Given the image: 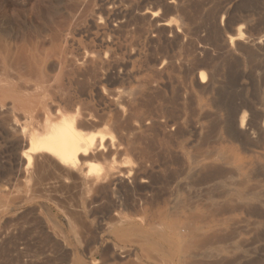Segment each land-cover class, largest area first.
Masks as SVG:
<instances>
[{"label": "rangeland", "instance_id": "rangeland-1", "mask_svg": "<svg viewBox=\"0 0 264 264\" xmlns=\"http://www.w3.org/2000/svg\"><path fill=\"white\" fill-rule=\"evenodd\" d=\"M166 1L170 2L173 0H161V1L159 0H153V1L152 0H0V107H2L0 108V111L5 110V113H9L11 111L9 114H5V116L8 117L11 116L16 120L20 119V121L23 122L24 125L32 128L33 130L42 131L46 126L47 117L49 115L51 117L57 116L55 115L56 109H54L55 108L54 106L58 105V100L65 97L66 98L70 97L73 99L77 98V100L80 99L82 105L86 109L93 110L92 111L93 114H95L96 116H100L101 118L104 119L105 121L104 126L100 128V130L104 131V133L107 134V137H109L110 139L113 138L114 141H116V143L121 142L123 146H129V147L131 146L132 148H139L143 150L139 154L129 152L125 158L128 160L130 165L135 167L144 166V168L146 169L145 172H143L144 178L141 179V181L140 180L138 182L132 181L126 184L120 181H115L108 187L109 189H106L100 194H98L97 197L99 196L98 197L99 203L96 202V204L98 205L97 206L95 205L98 209L94 207L93 204L92 205L93 212L86 215H81L82 221L81 219H77L80 218L81 216L78 217L76 216L74 218L71 217V221H70L69 219L70 217L68 216L69 217L68 218L67 216L62 215V213L59 212V208L55 204H51L53 210L55 209L54 214L47 215L44 212L43 213L32 212L33 211L32 208H34L33 205L25 206L26 204L23 203L19 204V203L9 202L8 205L11 207L12 214H9L8 216L5 217L1 216L2 219L0 218V226H1L0 227V264H31V263L32 264H41V263L42 264H75V263L76 264H87V263L88 264H97V263L98 264H129V263L134 264L135 262L136 263L139 262L138 264H161L163 262H164L163 264H174V263L198 264V262L199 264L200 263L217 264L218 262L222 264H264V172L262 171L264 170L263 168L264 143H262L264 142V136H262L260 139L256 138L258 140L257 142L255 141L257 143L256 144L254 141H250L247 138H242L241 136L243 135H240V132H238L239 131L238 126L243 115H246L247 119L249 121H252L253 123L252 133H256L257 129L264 128V40H263L264 39V0H174V4H173L174 6L169 5L168 4L169 2L166 3ZM164 3L167 5V7ZM154 4L156 6L159 5V7L158 6L156 7ZM160 4L161 6L163 5L165 6L162 8L160 7ZM145 14H147V16ZM114 15L116 16V18ZM153 15H156V18H154ZM158 16L161 19L158 18ZM121 18L123 19V21H121L122 20ZM162 18L164 21H162ZM158 19L161 21H159ZM95 21L97 23H95ZM163 24H168L170 26V29L163 26ZM156 30L159 31L160 33H157ZM172 30L175 31L176 33H174ZM165 31L168 32L167 35ZM242 34H243L242 38L244 39V41H236L235 39L238 37V35H242ZM153 37L154 38L156 37L157 41L156 38L154 39ZM187 39L189 40L188 43H191L193 46L191 44L186 43ZM176 40H178L179 43ZM244 42H247V45H245L246 43ZM257 42H263V44L256 46ZM126 46L129 48H127ZM203 47L205 49L202 52L200 51V49H203ZM205 50H207L208 52ZM86 56H92V61H90L88 57L86 58ZM200 56L201 58H199ZM120 58H122V60ZM191 60L193 61L191 62ZM117 63L118 65H115ZM197 63L198 66H194L197 65ZM214 66H216V68ZM113 67L115 68V70L113 69ZM82 70L88 72H92V70L94 71L92 72L93 73L92 78L94 77L93 78L94 80L99 78L98 80L94 81L92 78H88L87 80L86 79L84 80H86L87 82H91L92 80L93 83H99L98 84L100 88L98 89V92L100 91L99 93H97L95 88H93L92 93L89 94V96L86 98L85 97L83 98L81 96L79 97V95L76 93L77 90H76L75 82H77L80 79L76 80L74 74L77 71H82ZM200 73H204L206 74V76L207 74H209L207 76V83L205 85H201V89L198 88L200 84L197 82ZM212 77L213 80L210 79ZM223 77L224 79H222ZM216 78L217 79L220 78L222 83L219 82L220 80H217ZM140 80L142 81L139 82ZM146 83H149L150 85L149 84L146 85ZM153 83L156 85H153ZM166 84L168 85L167 87ZM179 87L181 88V90ZM152 89L156 92H154ZM123 90L128 92L134 90L133 92L136 93V98L138 97L137 100H135L136 104H134L133 106V108L134 107L135 108L132 109L131 112L126 108V117L123 120L125 122L128 120L127 123H125L122 119L119 118L117 109L111 108L110 106L102 102L103 98L109 99L111 97V94H113L115 91H123ZM174 91L175 93L173 95L175 98L172 95ZM167 93L170 94L168 95ZM192 93L193 96H191ZM154 94L155 97H153ZM181 95L183 97H179ZM144 96L145 98H143ZM176 97L178 98L176 99ZM147 98L148 100H146ZM191 98H194L195 100ZM152 99L153 101H150ZM187 99H189L191 102H187L188 101ZM170 100H172L173 102ZM167 101H168L167 105L171 104L170 106L168 105V107L165 103ZM145 102H147L148 105ZM139 103L141 106L139 105ZM151 103L153 107L150 106ZM164 105H166L165 108ZM199 105H201V107H199ZM240 105L241 107H239ZM121 106L123 107V105ZM145 106H147L148 108ZM166 107L167 108L170 107L169 110L171 113H173L172 115H170L171 114L170 112H167L169 110H166L167 109ZM152 108L153 110L155 108L157 111L156 110L153 111ZM236 108L239 109L237 110ZM185 109L188 111H185ZM227 109L229 112L227 111ZM161 110L164 111L166 110L165 112L168 114V116L165 112L163 113ZM171 110H173L174 112H172ZM189 110L192 111L190 112ZM205 110L207 112H205ZM128 112L130 113L129 114L130 117L127 115ZM135 112L136 114H133ZM186 112H188V114ZM250 112L254 114H251ZM147 114H149L148 116L149 118L147 117ZM164 114H166V116ZM174 114H176L175 117L179 118L178 120L177 118L174 117ZM45 115H47V117ZM135 115L138 117H136ZM140 115L142 116L140 117ZM194 115L195 117H193ZM170 116L173 117L172 119L169 120ZM228 116L230 118H228ZM5 118H6L5 120H7V117ZM119 119L121 120V122L123 121L124 123H120ZM185 119L186 120L188 119L189 122L187 121V123L189 125L191 123V126H188ZM193 119L196 120L194 121ZM32 120L35 122L33 123ZM129 120L131 123L129 122ZM172 120H174V122ZM158 122L160 124L162 122H165L166 125H163V127L167 126L166 130H160V129H164L163 127L161 128L162 124L164 123H162L160 126L158 125ZM195 122L196 124L194 125ZM2 123L3 122L0 120V144H1L0 175L1 173L8 174L10 171H14L16 169L14 163V157L17 153L19 154L20 152L17 146H15L16 144L15 142H13V140L11 139L5 140V138L3 137L1 133V130L3 129ZM154 123L157 124L155 125L156 127L153 126ZM36 124L39 125V128H36L37 127ZM173 124L174 125L176 124L177 125L176 128L178 127L177 129L179 130L181 129L180 130L181 132H179V130L178 132H175L176 128ZM181 124L183 128L180 126ZM126 126L127 127L131 126V128L132 127L133 128L131 130L130 127H128V130H126L127 128ZM149 126L150 129L148 128ZM151 127L153 129H151ZM171 127H173L172 130L170 129ZM104 128L106 129L104 130ZM233 128H235L234 129L235 131L233 130ZM157 129L160 131V133ZM173 130L174 132H172ZM194 131L195 133H193ZM94 133L96 132L94 131ZM135 133L138 134L135 135ZM163 133L164 135L167 133L166 134L167 136L165 135L164 137ZM206 133H208L207 134V136L209 135L208 137H205ZM232 133H235L236 135H233ZM138 135L140 136L137 137ZM183 135L185 136V138H183L184 137ZM175 137L178 140H176ZM133 138L136 139L134 140ZM165 138L167 139V142ZM168 138H170V140ZM216 138L218 139L220 138V139L218 140ZM162 139L165 141H163ZM184 139L185 140L188 139L186 140L187 142ZM215 139L218 141H216ZM142 140L145 141L146 145L143 143ZM171 140L172 142H170ZM2 141L4 143H2ZM131 141L134 144L131 143ZM140 142H142L141 143L142 145H140ZM152 142L155 143L158 142L159 144L156 143L157 145H155ZM213 143H215V145ZM154 145L155 147H153ZM199 145L201 149L200 148L198 149ZM156 146L159 147L162 146L163 148L161 147L160 150H157L155 149ZM181 146L182 147L185 146V147L182 148ZM143 147L144 149H142ZM171 148H173L174 150L173 149L171 150ZM194 148L197 150L194 151ZM210 148H212V150ZM147 149H150L148 155L146 154L148 152ZM144 150H146L147 152ZM167 150L171 153H169ZM190 150H192L191 151L192 153L190 152ZM166 151L168 153H166ZM202 151H204L205 153ZM210 151L212 153L217 152L227 156L230 159L231 164L226 165L223 161L220 160L212 161L213 163H211V161H208V163L210 162L211 166L214 168H211V166H209L207 168L209 171H207V169H202L203 171H200L202 165L204 163H207V161L203 162V159L205 158L204 156L210 154L211 153ZM184 153L186 157L184 156ZM196 153L197 154L202 153V154L197 155ZM161 154L166 156L168 155V157L166 156L162 157ZM192 154L195 155L194 156L195 158L198 157L200 161L195 162ZM157 155H159L158 156L159 159L157 158ZM138 156H140L141 158ZM175 156H177L178 159ZM181 156L183 160H181L182 159ZM201 157L203 158L201 159ZM168 158L170 159V162L167 161ZM171 160L173 162H171ZM244 160L246 162H244ZM179 161L181 162L180 165H179ZM137 162L141 163V165L140 164L136 165L135 163ZM173 163H177V165L176 164L174 165ZM240 163L246 165L245 168H243V170H240L242 168H239ZM105 164L106 162H102V161L99 162V160H95V159L92 160V165L95 168V171L93 172L94 175H98L99 173L102 174L105 170V166H106ZM95 165H97L98 168ZM160 165L163 167L166 166L167 168L165 167L163 169V167H161ZM181 165L182 166L185 165L186 169L184 167H181ZM235 165H237L238 167ZM153 166L155 169H153ZM249 166H251V169ZM210 168L214 171L215 176L214 175L211 176ZM156 169L161 171H157ZM216 169H220V171L219 170L216 171ZM221 169H223L222 172L224 171L223 172L224 174L220 173ZM230 169L233 170L230 171ZM178 170L180 171L182 170V171L180 172ZM154 172L155 174H153ZM226 172L229 174V176ZM252 172L254 173L252 174ZM156 173L158 174L156 175ZM234 173L235 174L239 173V174L237 176ZM245 173H247L246 174L247 176L245 175ZM203 174L205 176L208 174L207 175L208 177H204ZM161 176L163 177L162 179ZM216 176H218V178ZM219 176L221 177L219 178ZM147 177L150 178L146 179ZM210 177L212 180H210ZM187 179L190 181H188ZM145 180L146 181L148 180L147 183H142V181ZM237 181L238 183L242 182L243 186L242 183L241 185H235ZM139 186H141V188ZM247 187L251 188L252 190L250 189L251 191H249ZM125 188L127 189V192H125L126 190ZM110 189H112V191H110ZM119 190L120 192H124V193L121 194ZM5 192H6V186H4V184L0 180V194H3ZM162 192L164 193V195L162 194ZM233 193L236 195V197ZM238 193H240L242 196ZM252 193L256 195L253 196ZM158 194H161V196ZM112 196H114V198ZM237 196L239 198H237ZM151 197L153 199H151ZM154 197L158 199H155ZM101 198L103 202H101ZM243 198H245L246 200ZM136 199L137 201H135ZM138 199L140 202L138 201ZM127 200L129 201L128 206H125V201ZM180 200L182 202H180ZM105 201L107 205L105 204ZM114 201L120 202V204L118 205L119 207L118 206L114 207V204H112V202ZM178 201L181 204L180 206H178L179 205ZM212 201H216V202L214 203ZM220 201L222 202L220 203ZM223 201L225 202L228 201V202L225 203ZM150 202H152L153 204H151ZM235 202L237 205L235 204ZM217 203H220L222 205ZM173 204L175 206H173ZM196 204L197 205L199 204V207ZM101 205L103 206L101 207ZM158 206L160 207V209L158 208ZM185 206L186 208H184ZM190 206L193 207L191 208ZM228 206L231 208H229ZM100 207L102 209H99ZM133 207L134 209H132ZM224 207L227 209H225ZM108 210L120 211L125 214H129L135 210L138 212L141 211L140 216L146 217L149 226L157 229L158 234L157 233L152 234L150 240L145 241V240H141V238L135 236L132 233L130 235L121 230L118 231L117 229H112L111 228L112 216L111 214H109ZM225 210L227 212H225ZM40 213L48 217H45ZM24 214L26 217L24 216ZM164 214L166 215L165 218H164ZM178 214L181 215L179 216ZM195 214H197L198 216L196 215L197 216L196 217ZM207 214L209 215V217ZM190 216H192V218ZM202 216L205 217L203 218L204 221L203 219H200L202 218ZM109 217L111 218L109 219ZM231 219L235 221L233 220L231 221ZM19 220H21V222L17 223L16 221ZM22 220H24L23 221L24 223L22 222ZM73 221L76 222L74 223ZM100 221H102L103 223ZM173 221H175L176 223ZM37 222H39V224ZM49 223L51 224L53 223V225L55 226ZM182 223L186 225H181ZM10 224L11 225L13 224L15 226L14 227H12L13 225L9 226ZM48 224L49 226H47ZM187 224H189L188 229H187ZM192 224L194 225L193 226L194 228L191 226ZM5 225L6 226L8 225L9 227H5ZM27 225H29V227ZM58 226L59 228L60 227L61 228L58 229ZM70 226L72 228H70ZM87 226L91 228L89 229ZM4 227L6 228V230L4 229ZM10 227L12 229L9 231ZM195 227H197V229H195ZM221 227L224 229H222ZM19 228H20V232H18ZM172 228H174L175 230ZM13 229H14V231L12 232L13 234L11 233L9 234V232H11ZM21 229L23 230L21 231ZM40 229L43 230L41 231ZM56 229L60 231L56 232L57 231ZM93 229L95 231L97 230L98 233L93 231ZM208 229H210V231ZM46 230L47 232H45ZM158 230L160 233L158 232ZM197 230L199 231L197 232ZM84 231H85V236H84ZM175 232L178 234H176ZM181 232H183L182 233L183 237L182 235H180ZM230 232L231 234H228ZM44 233H46L47 235ZM81 234H83V236H81ZM233 234L237 235L238 237L235 235H234L235 237H233ZM162 235L166 236L165 238L167 239L170 237L171 238L168 239L167 241L161 238ZM74 236H76V238H73ZM207 236H209V238H207ZM227 237L232 240H229ZM242 238H244L243 240H245L246 238L249 241L247 240L241 241L242 242L241 243L239 240H242ZM133 239H135L136 241H134ZM73 240L75 243L73 242ZM79 240L82 242V244ZM218 240L219 243H217ZM124 241H126V243ZM58 242L59 244H57ZM234 243L237 244V246L234 245ZM48 244L49 245L53 244L54 248L51 247V245L49 246ZM73 244H75V246H73ZM129 246L131 247V249ZM229 246L232 248H230ZM46 247L47 249L45 250ZM135 247L137 248V250ZM214 247H216L217 249ZM70 249L72 253L71 251H69ZM52 250L53 253L51 252ZM230 250L234 254L231 253ZM174 253L176 256L174 255ZM209 254L211 255V258ZM159 256L160 259H162V261L160 259H157ZM131 257L133 258L131 259ZM136 258H138L139 260H135ZM231 258L233 259V261ZM81 259L83 260L80 261ZM173 259L174 262L172 261ZM186 259L189 261L191 260L192 262L186 261ZM193 259L194 262L195 261L197 262L193 263ZM228 259L230 261H228ZM132 260H134V263L132 262ZM202 260L203 263L201 262Z\"/></svg>", "mask_w": 264, "mask_h": 264}, {"label": "bare ground", "instance_id": "bare-ground-1", "mask_svg": "<svg viewBox=\"0 0 264 264\" xmlns=\"http://www.w3.org/2000/svg\"><path fill=\"white\" fill-rule=\"evenodd\" d=\"M153 1V0H152ZM159 1H161V0H159ZM165 2V1H164ZM169 2V1H168ZM167 1H166V3H168ZM155 3V2H154ZM176 3V2H175ZM148 4V3H147ZM165 4V3H164ZM169 5H172V6H174L173 4H174V0L173 1H170L169 3H168ZM155 5V4H154ZM166 5V4H165ZM165 5H163V6H161V4H160V7H164ZM168 5V6H169ZM113 6H115V5H113ZM156 6V5H155ZM158 7H159V5H157ZM156 6V7H157ZM166 7H167V5H166ZM138 8V7H137ZM174 8V7H173ZM153 9H155V8H153ZM152 9V10H153ZM169 9V8H168ZM140 10V9H139ZM111 11V10H110ZM184 11V10H183ZM142 15V14H141ZM146 16H147V14H145ZM115 16V15H114ZM145 16V17H146ZM154 16V18H156V15H153ZM139 17V16H138ZM113 18V17H112ZM115 18H116V16H115ZM140 18H142V17H140ZM144 18V17H143ZM158 18H160L159 16H158ZM122 19V18H121ZM153 19V18H152ZM161 19V18H160ZM115 20V19H114ZM118 20H119V18H118ZM134 20V19H133ZM155 20V19H154ZM159 20V19H158ZM121 21H123V19L121 20ZM159 21H161V20H159ZM162 21H164L163 20V18H162ZM156 22V21H155ZM180 22V21H179ZM95 23H97L96 21H95ZM120 23V22H119ZM134 23V22H133ZM165 23V22H164ZM120 26H121V24H120ZM163 26H165V27H167V28H169L170 29V26L168 25V24H163ZM162 26V27H163ZM99 27V26H98ZM160 27V26H159ZM149 28V27H148ZM172 28H173V26H172ZM129 30V29H128ZM136 30V29H135ZM175 30V29H174ZM177 30V29H176ZM152 31V30H151ZM155 31V30H154ZM162 31V30H161ZM171 31V30H170ZM173 31V30H172ZM156 32L157 33H160L159 31H157L156 30ZM155 32V33H156ZM166 32V31H165ZM174 33H176L175 31H173ZM173 32H172V34H173ZM182 32V31H181ZM114 33V32H113ZM138 33V32H137ZM154 33V34H155ZM183 33V32H182ZM168 34V32H166V35ZM178 35V34H177ZM196 35H198V34H196ZM242 36H243V34L242 35H238V37L235 39L236 41H244V39L242 38ZM157 37V36H156ZM155 37V38H156ZM177 37V36H176ZM199 37V36H198ZM154 38V37H153ZM154 38V39H155ZM168 38V37H167ZM167 38H165V39H167ZM181 38H182V36H181ZM249 38V37H248ZM104 39V38H103ZM171 39V38H170ZM184 39V38H183ZM160 40V39H159ZM169 40V39H168ZM167 40V41H168ZM178 40H181V39H178ZM178 40H176L178 43H179V41ZM229 40V39H228ZM232 40V39H231ZM231 40H230V42H231ZM250 40V39H249ZM248 40V41H249ZM264 40V39H263ZM152 41V40H151ZM156 41H157V38H156ZM166 41V40H165ZM173 41V40H172ZM188 39H187V41H186V43L187 44H191V43H188ZM217 41V40H216ZM227 41V40H226ZM245 41H247V40H245ZM183 42H184V40H183ZM223 42V41H222ZM244 43H246L245 45H247V42H244ZM135 44V43H134ZM195 44V43H194ZM227 44H228V42H227ZM234 44H236V43H234ZM254 44V43H253ZM261 44H263V42H257L256 43V46L257 45H261ZM171 45V44H170ZM192 45V44H191ZM196 45V44H195ZM223 45V44H222ZM225 45V44H224ZM128 46V45H127ZM126 46V47H127ZM183 46V45H182ZM188 46V45H187ZM193 46V45H192ZM238 46H239V44H238ZM173 47V46H172ZM189 47V46H188ZM195 47V46H194ZM230 47V46H229ZM236 47V46H235ZM262 47V46H261ZM127 48H129V47H127ZM238 48V47H237ZM151 49V48H150ZM204 47H203V49H200V51H204ZM228 49H231V48H228ZM239 49H240V47H239ZM86 51V50H85ZM149 51V50H148ZM205 51H207V50H205ZM229 51V50H228ZM234 51V50H233ZM237 51V50H236ZM87 52V51H86ZM163 52V51H162ZM208 52V51H207ZM222 52H223V50H222ZM134 54V53H133ZM165 54V53H164ZM203 54V53H202ZM153 55V54H152ZM160 55V54H159ZM162 55V54H161ZM226 55V54H225ZM252 55V54H251ZM132 56V55H131ZM245 56V55H244ZM89 58L90 59V61H92V56H86V58ZM232 57V56H231ZM250 57V56H249ZM129 58V57H128ZM162 58V57H161ZM167 58H169V57H167ZM199 58H201V56L199 57ZM223 58V57H222ZM83 59V58H82ZM121 60H122V58H120ZM183 59V58H182ZM252 59V58H251ZM124 60V59H123ZM196 60V59H195ZM236 60V59H235ZM193 60H191V62H192ZM246 61H249V60H246ZM89 62V61H88ZM116 62V61H115ZM127 62V61H126ZM126 62H124V63H126ZM185 62V61H184ZM80 63H83V62H80ZM103 63V62H102ZM128 63V62H127ZM203 63V62H202ZM227 63V62H226ZM88 64V63H87ZM98 64V63H97ZM123 64V63H122ZM190 64V63H189ZM200 64V63H199ZM115 65H118V63L117 64H115ZM115 65H113V66H115ZM183 65H184V63H183ZM191 65H193V64H191ZM89 66V65H88ZM97 66V65H96ZM177 66V65H176ZM194 66H198V63H197V65H194ZM86 67V66H85ZM84 67V68H85ZM91 67V66H90ZM89 67V68H90ZM98 67V66H97ZM126 67V66H125ZM193 67V66H192ZM215 68H216V66H214ZM213 67V68H214ZM117 68V67H116ZM177 68V67H176ZM198 68V67H197ZM211 68H212V66H211ZM71 69V68H70ZM87 69V68H86ZM113 69L115 70V68L113 67ZM194 69H196V68H194ZM204 69V68H203ZM207 69V68H206ZM220 69V68H219ZM192 70V69H191ZM214 70V69H213ZM91 71V70H90ZM118 71V70H117ZM127 71V70H126ZM130 71V70H129ZM157 71V70H156ZM171 71V70H170ZM221 71V70H220ZM220 71H219V73H220ZM92 72H94L93 70H92ZM92 72H88V71H77L75 74H74V72H73V74H74V77L76 78V80H78V79H80V80H78L77 82H75L74 80V82H75V86H76V90H77V94L79 95V97L81 96V97H88L89 96V94H91L92 93V90H93V88H95L96 89V91H97V93H99L98 92V89H100L99 88V83H93L92 82V80H91V82H87L86 80L88 79V78H92ZM96 72H97V70H96ZM213 72V71H212ZM212 72H211V74H212ZM217 72V71H216ZM215 72V73H216ZM224 72V71H223ZM102 73V72H101ZM123 73V72H122ZM121 73V74H122ZM157 73V72H156ZM68 74V73H67ZM95 74V73H94ZM105 74V73H104ZM107 74H110V73H107ZM120 74V75H121ZM126 74V73H125ZM158 74V73H157ZM210 74V75H211ZM224 74V73H223ZM129 75V74H128ZM127 75V76H128ZM131 75V74H130ZM167 75V74H166ZM209 74H207V76H208ZM221 75V74H220ZM65 76H67V75H65ZM69 76V75H68ZM73 76V75H72ZM102 76V75H101ZM110 76V75H109ZM122 76V75H121ZM164 76V75H163ZM207 76H206V74H204V73H200L199 74V77H198V79H197V82L200 84L199 86H198V88H200L201 89V85H205L206 83H207ZM239 76V75H238ZM70 77H71V74H70ZM69 77V78H70ZM106 77V76H105ZM112 77V76H111ZM241 77V76H240ZM94 78V77H93ZM92 78V79H93ZM108 78H110V77H108ZM120 78V77H119ZM165 78V77H164ZM209 78V77H208ZM84 79H86V80H84ZM99 79V78H98ZM98 79H93L94 81H96V80H98ZM121 79V78H120ZM156 79V78H155ZM162 79H163V77H162ZM210 79H212L213 80V77L212 78H210ZM217 79V78H216ZM222 79H224V77L222 78ZM70 80H72V79H70ZM69 80V81H70ZM147 80V79H146ZM148 80H150V79H148ZM217 80H220V78L219 79H217ZM83 81H86V82H83ZM112 81V80H111ZM119 81V80H118ZM122 81H124V80H122ZM142 80H140L139 82H141ZM152 81V80H151ZM158 81H159V79H158ZM72 82V81H71ZM146 82H148V81H146ZM172 82V81H171ZM219 82H221L222 83V81L220 80ZM160 83V82H159ZM158 83V84H159ZM169 83V82H168ZM167 83V84H168ZM245 83V82H244ZM101 84V83H100ZM115 84V83H114ZM121 84V83H120ZM140 84V83H139ZM143 84V83H142ZM147 84H149V83H146V85ZM161 84V83H160ZM159 84V85H160ZM166 84V87L168 86ZM195 84V83H194ZM227 84V83H226ZM138 85V84H137ZM150 85V84H149ZM153 85H156V84H154L153 83ZM223 85V84H222ZM125 86V85H124ZM133 86V85H132ZM140 86V85H139ZM172 86V85H171ZM179 86V85H178ZM221 86V85H220ZM100 87H102V86H100ZM126 87H128V86H126ZM142 87H144V86H142ZM175 87V86H174ZM204 87V86H203ZM240 87V86H239ZM124 88V87H123ZM161 88V87H160ZM165 88V87H164ZM169 88V87H168ZM180 88V87H179ZM187 88V87H186ZM209 88V87H208ZM118 89V88H117ZM122 89V88H121ZM163 89V88H162ZM171 89H173V88H171ZM190 89V88H189ZM59 90V89H58ZM74 90V89H73ZM125 90V89H124ZM115 91L113 94H111V97L109 98V99H102V102L103 103H105V104H107L108 106H110L111 108H114V109H117V111H118V116H119V118L120 119H124L125 117H126V108L131 112V110L132 109H134L133 108V106H134V104H136L135 103V100H137V98H136V93L135 92H133V91H131V92H128V91ZM148 90H149V88H148ZM153 90V89H152ZM180 90H181V88H180ZM193 90V89H192ZM112 91H114V90H112ZM144 91V90H143ZM146 91V90H145ZM154 91V90H153ZM158 91V90H157ZM160 91V90H159ZM165 91H167V90H165ZM173 91V90H172ZM202 91V90H201ZM216 91V90H215ZM218 91V90H217ZM73 92V91H72ZM149 92V91H148ZM154 92H156V91H154ZM153 92V93H154ZM170 92V91H169ZM182 92H183V89H182ZM192 92V91H191ZM62 93V92H61ZM102 93V92H101ZM150 93V92H149ZM175 93V91L172 93V95ZM176 93H177V91H176ZM55 94V93H54ZM110 94V93H109ZM146 94V93H145ZM144 94V95H145ZM158 94V93H157ZM156 94V95H157ZM165 94V93H164ZM168 94V93H167ZM170 94V93H169ZM168 94V95H169ZM63 95V94H62ZM61 95V96H62ZM65 95V94H64ZM104 95V94H103ZM142 95V94H141ZM150 95V94H149ZM159 95V94H158ZM157 95V96H158ZM187 95V94H186ZM188 95H189V93H188ZM57 96V95H56ZM55 96V97H56ZM75 96V95H74ZM73 96V97H74ZM110 96V95H109ZM140 96V95H139ZM146 96H148V95H146ZM152 96V95H151ZM161 96V95H160ZM162 96H163V93H162ZM171 96V95H170ZM191 96H193V93H192V95ZM191 96H189V97H191ZM58 97H59V95H58ZM96 97V96H95ZM153 97H155V94H154V96ZM173 97H174V95H173ZM172 97V98H173ZM179 97H183L182 95L181 96H179ZM99 98H100V96H99ZM142 98V97H141ZM143 98H145V96L143 97ZM142 98V99H143ZM158 98V97H157ZM159 98H161V97H159ZM168 98V97H167ZM171 98V99H172ZM175 98V97H174ZM178 97H176V99H177ZM88 99V98H87ZM87 99H85V100H87ZM95 99V98H94ZM140 99V98H139ZM163 99V98H162ZM191 99H194V98H191ZM200 99V98H199ZM54 100V99H53ZM100 100V99H99ZM146 100H148V98L146 99ZM167 100V99H166ZM165 100V101H166ZM169 100V99H168ZM173 100V99H172ZM172 100H170V101H172ZM188 101L187 102H191L189 99H187ZM195 100V99H194ZM88 101H90V100H88ZM150 101H153V99L152 100H150ZM169 101V102H170ZM179 101H180V99H179ZM198 101V100H197ZM3 102V101H2ZM1 102V103H2ZM98 102V101H97ZM173 102V101H172ZM194 102V101H193ZM192 102V103H193ZM4 103V102H3ZM99 103V102H98ZM147 105H148V103L147 102H145ZM166 103V105H167V103H168V101L167 102H165ZM205 103V102H204ZM203 103V104H204ZM11 104V103H10ZM157 104V103H156ZM174 104V103H173ZM189 104V103H188ZM89 105V104H88ZM121 105H123V107L121 106ZM139 105H140V103H139ZM166 105H164V108H165V106ZM169 105V104H168ZM168 105H167V107H168ZM171 105V104H170ZM169 105V106H170ZM182 105V104H181ZM180 105V106H181ZM193 105V104H192ZM230 105V104H229ZM93 106V105H92ZM100 106H101V104H100ZM141 106V105H140ZM150 106H152L153 107V105H152V103H151V105ZM149 106V107H150ZM50 107V106H49ZM53 107V106H52ZM55 108L54 109H56V114L55 115H57L56 117H51L49 114H47V115H49L48 117H47V115H45L46 117H47V122H46V126H45V128L42 130V131H35V130H33L32 128H30V127H28V126H26V125H24V123L23 122H21L20 121V119H18V120H16L15 118H12L11 116L10 117H8V116H5V114H9V113H5V110H2V111H0V120L3 122L2 123V127H3V129L1 130V133H2V135H3V137L5 138V140H8V139H11V140H13V142H15V146H17V148L19 149V154L17 153L16 155H15V157H14V163H15V170L14 171H10L9 173H8V171H7V173L8 174H3V173H1V175H0V180H1V182L4 184V186H6V192L5 193H3V194H0V218H1V216H8L9 214H12V212H11V207L8 205V203L9 202H11V203H19V204H21V203H23V204H26L25 206H27V205H33L34 206V208H32L33 209V211L32 212H41V213H45V214H47V215H52V214H54V210H53V208H52V205L51 204H55L58 208H59V212L60 213H62V215H65V216H69L68 218L70 219V221H71V217L72 218H74V217H78V216H81V215H86V214H89V213H92L93 211H92V205L94 204V207H96L98 204H96V202H98L99 201V199H98V197H97V195L98 194H100L101 192H103L104 190H106V189H109L108 187L113 183V182H115V181H120V182H122V183H124V184H126V183H130V182H132V181H134V182H138L139 180L141 181V179H143L144 177H143V172H145V168H144V166L143 167H135V166H132V165H130L129 164V162H128V160L125 158L127 155H128V153L129 152H132V153H137V154H139V153H141V151H143V150H141V149H139V148H132L131 146L129 147V146H123V144H121V142L120 143H116V141H114V139L112 138V139H110L109 137H107V134L106 133H104V131H101L100 130V128H102L103 126H104V119L103 118H101L100 116H96L95 114H93L92 113V111L93 110H89V109H86L83 105H82V103H81V101H80V99L79 100H77V98L76 99H73V98H70V97H68V98H62V99H60V100H58V105H55L54 106ZM139 107V106H138ZM145 107H147V106H145ZM155 107V106H154ZM157 107V106H156ZM166 107V108H167ZM174 107V106H173ZM192 107V106H191ZM198 107V106H197ZM199 107H201V105H199ZM239 107H241V105L239 106ZM0 108H2V107H0ZM13 108V107H12ZM103 108V107H102ZM137 108V107H136ZM140 108V107H139ZM148 108V107H147ZM158 108V107H157ZM163 108V109H164ZM188 108V107H187ZM186 108V109H187ZM194 108V107H193ZM192 108V109H193ZM204 108V107H203ZM206 108V107H205ZM16 109V108H15ZM14 109V110H15ZM98 109V108H97ZM170 109V107L169 108H167L166 110H169ZM172 109V108H171ZM185 109V111H188V110H186ZM190 109V108H189ZM237 110L239 109V108H236ZM235 109V110H236ZM152 110H153V108H152ZM154 110H156L155 108H154ZM153 110V111H154ZM165 110V111H166ZM202 110V109H201ZM208 110V109H207ZM223 110H225V109H223ZM49 111V110H48ZM146 111V110H145ZM157 111V110H156ZM163 113L165 112L164 110H161ZM172 112H174L173 110H171ZM190 111V110H189ZM192 111V110H191ZM190 111V112H191ZM196 111V110H195ZM199 111V110H198ZM227 111H228V109H227ZM231 111V110H230ZM253 111V110H252ZM7 112V111H6ZM18 112H20V111H18ZM50 112V111H49ZM115 112V111H114ZM113 112V113H114ZM167 112H170V110L169 111H167ZM178 112V111H177ZM205 112H207L206 110H205ZM226 112V111H225ZM229 112V111H228ZM236 112V111H235ZM249 112V111H248ZM255 112V111H254ZM15 113H16V111H15ZM97 113V112H96ZM116 113V112H115ZM149 113V112H148ZM158 113V112H157ZM166 113V112H165ZM171 113V112H170ZM169 113V114H170ZM187 114H188V112H186ZM208 113H209V111H208ZM239 113H240V111H239ZM251 114H254V113H252V112H250ZM102 114V113H101ZM106 114V113H105ZM108 114V113H107ZM130 113L128 112V116L130 117V115H129ZM133 114H136V112L135 113H133ZM167 114V113H166ZM166 114H164L165 116H166ZM173 113H171L170 115H172ZM194 114V113H193ZM199 114V113H198ZM227 114V113H226ZM229 114V113H228ZM17 115V114H16ZM22 115V114H21ZM52 115H53V113H52ZM54 115V116H55ZM114 115V114H113ZM116 115V114H115ZM156 115V114H155ZM108 116V115H107ZM133 116V115H132ZM136 116V115H135ZM142 115H140V117H141ZM149 116V114H147V117ZM167 116H168V114H167ZM176 116V114H174V117ZM180 116H183V115H180ZM186 116V115H185ZM190 116H192V115H190ZM198 116V115H197ZM207 116V115H206ZM211 116H212V114H211ZM210 116V117H211ZM236 116V115H235ZM250 116H252V115H250ZM5 117H7V120H5L6 118ZM17 117V116H16ZM19 117V116H18ZM27 117V116H26ZM100 117V118H99ZM109 117V116H108ZM136 117H138V116H136ZM153 117V116H152ZM155 117H157V116H155ZM173 117V116H172ZM172 117L170 116V118H169V120L170 119H172ZM193 117H195V115L193 116ZM218 117V116H217ZM249 117V116H248ZM23 118V117H22ZM107 118V117H106ZM118 118V117H117ZM128 118V117H127ZM149 118V117H148ZM159 118V117H158ZM175 118H177V117H175ZM174 118V119H175ZM192 118V117H191ZM228 118H230L229 116H228ZM227 118V119H228ZM46 119V118H45ZM44 119V120H45ZM119 119V120H120ZM140 119V118H139ZM179 118H177V120H178ZM181 119V118H180ZM197 119V118H196ZM195 119V120H196ZM218 119V118H217ZM234 119V118H233ZM261 119H262V117H261ZM43 120V121H44ZM115 120V119H114ZM118 120V121H119ZM146 120H147V118H146ZM152 120V119H151ZM150 120V121H151ZM184 120V119H183ZM186 120V119H185ZM194 120V119H193ZM194 120V121H195ZM251 120H252V118H251ZM5 121H6V123H5ZM33 121V120H32ZM124 121V120H123ZM121 122V120H120V123H124V122ZM128 121V120H127ZM127 121L125 122V123H127ZM157 121V120H156ZM173 122H174V120H172ZM187 121H188V119L186 120V123H187ZM234 121V120H233ZM256 121H257V119H256ZM25 122V121H24ZM28 122V121H27ZM35 121H33V123H34ZM115 122V121H114ZM129 122H130V120H129ZM129 122H128V124H129ZM146 122V121H145ZM153 122V121H152ZM172 122V123H173ZM189 122V121H188ZM193 122V121H192ZM227 122V121H226ZM37 123V122H36ZM131 123V122H130ZM141 123V122H140ZM139 123V124H140ZM156 123V122H155ZM154 123V125L153 126H155V125H157V124H155ZM162 123H164V124H162ZM161 124H162V126H161V124L158 122V125H160L161 126V128L163 127V125H166L165 124V122H162ZM170 123V122H169ZM176 123V122H175ZM179 123H182V122H179ZM257 123V122H256ZM255 123V124H256ZM259 123V122H258ZM39 124V123H38ZM119 124V123H118ZM143 124V123H142ZM171 124V123H170ZM169 124V125H170ZM185 124V123H184ZM188 124V123H187ZM196 124V122L194 123V125ZM207 124V123H206ZM209 124V123H208ZM220 124V123H219ZM37 125V124H36ZM114 125V124H113ZM116 125V124H115ZM174 125V124H173ZM179 125V124H178ZM194 125H193V127H194ZM231 125V124H230ZM238 125V124H237ZM262 125V124H261ZM33 126V125H32ZM120 126H121V124H120ZM119 126V127H120ZM123 126V125H122ZM132 126V125H131ZM131 126H128V127H130V129L132 130V128H131ZM144 126H145V124H144ZM151 126H152V124H151ZM175 126V128H176V124L174 125ZM173 126V127H174ZM181 127H182V124L180 125ZM187 126V125H186ZM188 126H191V123H190V125L188 124ZM197 126V125H196ZM195 126V127H196ZM203 126V125H202ZM228 126V125H227ZM258 126V125H257ZM34 127V126H33ZM41 127V126H40ZM127 127V126H126ZM128 127L126 128V130H128ZM156 127V126H155ZM167 127V126H166ZM166 127L164 126L163 128L164 129H160V130H166ZM173 127H171L170 129L172 130V128ZM229 127V126H228ZM36 128H39V125H37V127ZM121 128V127H120ZM149 129H150V126L148 127ZM158 128V127H157ZM178 128V127H177ZM175 129L176 131L175 132H178V130L179 129ZM183 128V127H182ZM188 128V127H187ZM207 128V127H206ZM213 128V127H212ZM42 129V128H41ZM106 128H104V130H105ZM115 129H116V127H115ZM123 129V128H122ZM145 129V128H144ZM147 129V128H146ZM148 129V130H149ZM151 129H153L152 127H151ZM155 129V128H154ZM159 129V128H158ZM157 129V130H158ZM168 129V128H167ZM169 129V130H170ZM186 129V128H185ZM185 129H184V131H185ZM190 129V128H189ZM199 129V128H198ZM204 129H205V127H204ZM235 128H233V130H234ZM238 129H239V131L238 132H240V135H243V136H245V137H243V136H241L242 138H247L248 140H250V141H258L256 138H261L262 136H264V128H261V129H257V132L256 133H252V130H253V123H252V121H249L248 119H247V116L246 115H243L242 116V118H241V120H240V123H239V126H238ZM118 130V129H117ZM126 130H124V131H126ZM147 130V131H148ZM168 130V131H169ZM170 130V131H171ZM181 130V129H180ZM179 130V132H181ZM209 130V129H208ZM229 130V129H228ZM232 130V129H231ZM94 131L96 132V133H94ZM114 131V130H113ZM119 131V130H118ZM153 131V130H152ZM155 131V130H154ZM159 131V130H158ZM169 131V132H170ZM189 131V130H188ZM203 131H205V130H203ZM210 131V130H209ZM235 131V130H234ZM120 132V131H119ZM145 132V131H144ZM164 132V131H163ZM172 132H174V130L172 131ZM208 132V131H207ZM218 132V131H217ZM230 132V131H229ZM228 132V133H229ZM237 132V133H238ZM116 133V132H115ZM139 133V132H138ZM137 133V134H138ZM159 133H160V131H159ZM165 133V132H164ZM164 133H163V135H164ZM193 133H195V131L193 132ZM198 133V132H197ZM196 133V134H197ZM215 133V132H214ZM228 133H227V135H228ZM120 134V133H119ZM134 134V133H133ZM136 133H135V135H137ZM154 134V133H153ZM162 134V133H161ZM167 134V133H166ZM165 134V135H166ZM174 134H176V133H174ZM181 134V133H180ZM183 134H184V132H183ZM207 134L208 133H206V136L205 137H208L207 136ZM233 135H236L235 133H232ZM253 134V135H252ZM109 135H110V133H109ZM121 135V134H120ZM119 135V136H120ZM127 135V134H126ZM158 135V134H157ZM162 135V136H163ZM165 135H164V137H165ZM170 135H171V133H170ZM186 135V134H185ZM140 135H138L137 137H139ZM141 136H142V134H141ZM147 136V135H146ZM152 136H155V135H152ZM151 136V137H152ZM161 136V137H162ZM167 136V135H166ZM169 136V135H168ZM177 136V135H176ZM184 136V135H183ZM197 136V135H196ZM212 136V135H211ZM145 137V136H144ZM214 137V136H213ZM122 138H124V137H122ZM126 138V137H125ZM140 138H142V137H140ZM150 138V137H149ZM171 138V137H170ZM170 138H168L169 140H170ZM173 138V137H172ZM183 138H185V136L183 137ZM230 138H231V136H230ZM134 139V138H133ZM136 139V138H135ZM134 139V140H135ZM156 139V138H155ZM166 139V138H165ZM175 139H176V137H175ZM189 139V138H188ZM188 139H186V140H188ZM216 139H218V138H216ZM215 139V140H216ZM220 139V138H219ZM218 139V140H219ZM236 139V138H235ZM234 139V140H235ZM256 139V140H255ZM124 140H126V139H124ZM152 140H153V138H152ZM151 140V141H152ZM163 140V139H162ZM174 140V139H173ZM176 140H178V139H176ZM175 140V141H176ZM185 140V139H184ZM183 140V141H184ZM185 140V141H186ZM191 140V139H190ZM189 140V141H190ZM205 140V139H204ZM212 140V139H211ZM218 140H216V141H218ZM233 140V139H232ZM4 141V140H3ZM2 141V143H4ZM10 141V140H9ZM133 141V140H132ZM131 141V143H133ZM143 141V140H142ZM149 141V140H148ZM160 141H161V139H160ZM163 141H165V140H163ZM162 141V142H163ZM193 141V140H192ZM245 141V140H244ZM259 141H261V140H259ZM263 141V140H262ZM6 142V141H5ZM159 142V141H158ZM158 142H156V143H158ZM166 142H167V139H166ZM170 142H172V140L170 141ZM187 142V141H186ZM196 142V141H195ZM211 142H213V141H211ZM241 142V141H240ZM249 142V141H248ZM255 142V143H256ZM142 142H140V145H142L141 144ZM143 143L145 144V141H143ZM153 144H155V145H157L155 142H152ZM185 143V142H184ZM205 143H206V141H205ZM243 143V142H242ZM251 143V142H250ZM262 143H264V142H262ZM6 144V143H5ZM125 144V143H124ZM134 144V143H133ZM152 144V145H153ZM159 144V143H158ZM164 144V143H163ZM163 144H162V146H163ZM173 144V143H172ZM214 145H215V143H213ZM218 144V143H217ZM254 144V143H253ZM257 144V143H256ZM255 144V145H256ZM259 144V143H258ZM14 145V144H13ZM146 145V144H145ZM147 145H149V144H147ZM155 145L153 146V147H155ZM161 145V144H160ZM159 145V146H160ZM167 145V144H166ZM179 145V144H178ZM185 145V144H184ZM194 145V144H193ZM262 145V144H261ZM0 146H1V144H0ZM159 146H156V148L155 149H157V150H160V148L162 147H159ZM168 146V145H167ZM167 146H166V148H167ZM180 146V145H179ZM187 146H188V144H187ZM186 146V147H187ZM212 146V145H211ZM219 146V145H218ZM243 146V145H242ZM258 146V145H257ZM134 147V146H133ZM139 147V146H138ZM159 147V148H158ZM174 147V146H173ZM182 147V146H181ZM183 147H185V146H183ZM182 147V148H183ZM194 147V146H193ZM205 147V146H204ZM216 147V146H215ZM16 148V149H17ZM163 148V147H162ZM200 148V145L198 146V149ZM202 148H203V146H202ZM207 148H208V145H207ZM250 148H253V147H250ZM17 149V150H18ZM142 149H144V147L142 148ZM173 148H171V150H172ZM179 149V148H178ZM185 149V148H184ZM191 149V148H190ZM201 149V148H200ZM211 150H212V148H210ZM209 149V150H210ZM6 150V149H5ZM164 150H166V149H164ZM174 150V149H173ZM187 150V149H186ZM195 150H197V149H195L194 148V151ZM204 150V149H203ZM224 150V149H223ZM248 150V149H247ZM246 150V151H247ZM9 151V150H8ZM144 151H146V150H144ZM148 151V152H147ZM147 155H148V153H149V151H150V149H147ZM154 151V150H153ZM168 151V150H167ZM166 151V153H168ZM178 151V150H177ZM184 151V150H183ZM188 151V150H187ZM192 150H190V152H191ZM198 151H200V150H198ZM205 151V150H204ZM204 151H202V152H204ZM214 151V150H213ZM4 152V151H3ZM17 152V151H16ZM186 152V151H185ZM211 152V151H210ZM223 152V151H222ZM14 153H15V151H14ZM143 153V152H142ZM156 153V152H155ZM169 153H171V152H169ZM174 153V152H173ZM192 153V152H191ZM205 153V152H204ZM9 154V153H8ZM12 154V153H11ZM151 154V153H150ZM157 154V153H156ZM159 154V153H158ZM177 154V153H176ZM194 154V153H193ZM192 154V155H193ZM197 154V153H196ZM199 154H202V153H199ZM199 154H197V155H199ZM226 154V153H225ZM134 155V154H133ZM143 155V154H142ZM175 155V154H174ZM191 155V156H192ZM207 155V154H206ZM227 155V154H226ZM131 156H132V154H131ZM156 156V155H155ZM159 155H157V158L159 159V157H158ZM161 156L163 157V156H166V155H163V154H161ZM171 156V155H170ZM179 156V155H178ZM184 156H185V153H184ZM195 155H193V158H194V161L195 162H199L200 160H199V158L198 157H194ZM234 156H235V154H234ZM138 157H140V156H138ZM146 157V156H145ZM166 157H168V155L166 156ZM176 158H177V156H175ZM186 157V156H185ZM205 158L203 159V162L204 161H207V163H204L203 165H202V167H201V170L200 171H203L202 169H207L209 166H211V163H213L212 161H216V160H220V161H223L226 165H228V164H231L230 163V159L227 157V156H225V155H223V154H221V153H210V154H208L207 156H204ZM230 157V156H229ZM233 157V156H232ZM2 158V157H1ZM135 158V157H134ZM141 158V157H140ZM171 158H174V157H171ZM181 158H182V156H181ZM203 157H201V159H202ZM238 158V157H237ZM236 158V159H237ZM259 158V157H258ZM263 158V157H262ZM99 160V162L100 161H102V162H106V166H105V170H104V172L101 174V173H99L98 175H94V171H95V168L93 167V165H92V160ZM133 159V158H132ZM153 159V158H152ZM164 159V158H163ZM178 159V158H177ZM242 159V158H241ZM256 159H257V157H256ZM1 160V159H0ZM9 160V159H8ZM7 160V161H8ZM157 160V159H156ZM167 160V159H166ZM176 160V159H175ZM175 160H174V162H175ZM180 160V159H179ZM181 160H183V158L181 159ZM185 160V159H184ZM233 160H235V159H233ZM250 160V159H249ZM249 160H248V162H249ZM4 161V160H3ZM3 161H1V162H3ZM134 161V160H133ZM137 161V160H136ZM140 161V160H139ZM159 161V160H158ZM167 161H169L170 162V159L168 158V160ZM186 161V160H185ZM208 161H211V163L209 162L208 163ZM11 162V161H10ZM9 162V163H10ZM98 162V161H97ZM96 162V163H97ZM141 162V161H140ZM171 162H173L172 160H171ZM244 162H246L245 160H244ZM254 162H256V161H254ZM95 163V162H94ZM142 163V162H141ZM141 163H135L136 165L137 164H140L141 165ZM180 161H179V165H180ZM188 163V162H187ZM215 163V162H214ZM99 164V163H98ZM101 164V163H100ZM174 165L176 164L177 165V163H173ZM216 164V163H215ZM254 164V163H253ZM145 165V164H144ZM149 165H150V163H149ZM158 165V164H157ZM178 165V166H179ZM185 165H186V163H185ZM185 165H181V167H184L185 168ZM247 165H248V163H247ZM251 165V164H250ZM260 165V164H259ZM262 165H263V163H262ZM97 168H98V166L97 165H95ZM156 166V165H155ZM161 166V165H160ZM235 166H237V165H235ZM245 166L246 165H244V164H239V168H242V169H240V170H243V168H245ZM161 167H163V166H161ZM166 167V166H165ZM165 167H163V169L165 168ZM173 167V166H172ZM238 167V166H237ZM250 167V169H251V166H249ZM263 167V166H262ZM5 168V167H4ZM104 168V167H103ZM146 168H148V167H146ZM167 168V167H166ZM170 168V167H169ZM168 168V169H169ZM211 168H214V167H212L211 166ZM210 168V172H211V176H213L215 173H214V171L212 170ZM216 168V167H215ZM230 168V167H229ZM236 168V167H235ZM264 168V167H263ZM153 169H155L154 168V166H153ZM171 169V168H170ZM186 169V168H185ZM200 169V168H199ZM225 169V168H224ZM257 169V168H256ZM157 170V169H156ZM161 170H162V168H161ZM161 170H157V171H161ZM217 170H219L220 171V169H216V171ZM222 170L223 169H221V174L224 172H222ZM233 169H230V171H232ZM239 170V171H240ZM156 171V172H157ZM168 171H170V170H168ZM178 171H180V170H178ZM182 171V170H181ZM180 171V172H181ZM184 171V170H183ZM199 171V172H200ZM207 171H209L208 169H207ZM218 171V172H219ZM250 171V170H249ZM263 172H264V170H262ZM97 172V171H96ZM96 172H95V174H96ZM151 172H152V170H151ZM236 172V171H235ZM147 173V172H146ZM198 173V172H197ZM201 173H203V172H201ZM227 173V172H226ZM254 172H252V174H253ZM153 174H155V172L153 173ZM158 173H156V175H157ZM171 174V173H170ZM193 174H195V173H193ZM210 174V173H209ZM217 174V173H216ZM224 174V173H223ZM228 174V173H227ZM231 174V173H230ZM235 174V173H234ZM239 174V173H238ZM238 174L236 173L235 175H237L238 176ZM247 173H245V175H246ZM252 174H250V175H252ZM256 174V173H255ZM254 174V175H255ZM145 175V174H144ZM160 175V174H159ZM169 175V174H168ZM204 175V174H203ZM208 175V174H207ZM205 176L204 175V177H208V176ZM219 175V174H218ZM241 175V174H240ZM263 175V174H262ZM146 176V175H145ZM164 176V175H163ZM180 176V175H179ZM199 176V175H198ZM215 176V175H214ZM222 176V175H221ZM221 176H219V178L221 177ZM223 176H225V175H223ZM228 176H229V174H228ZM227 176V177H228ZM247 176V175H246ZM170 177V176H169ZM183 177V176H182ZM193 177H194V175H193ZM217 178H218V176H216ZM150 178V177H149ZM148 177L146 178V179H149ZM163 177L161 176V179H162ZM203 179V178H202ZM206 179V178H205ZM166 180V179H165ZM188 180V179H187ZM204 180V179H203ZM207 180V179H206ZM208 180H209V178H208ZM210 180H212L211 179V177H210ZM219 180V179H218ZM240 180V179H239ZM242 180V179H241ZM254 180V179H253ZM148 181V180H147ZM147 181L145 180V181H142V183H147ZM174 181V180H173ZM188 181H190V180H188ZM153 182H155V181H153ZM152 182V183H153ZM161 182V181H160ZM167 182H169V181H167ZM204 182V181H203ZM140 183V182H139ZM201 183V182H200ZM234 183H235V181H234ZM241 183L242 182H239L238 183V181L236 182V184L235 185H241ZM121 184V183H120ZM138 184V183H137ZM157 184V183H156ZM174 184H176V183H174ZM192 184H194V183H192ZM172 185V184H171ZM218 185V184H217ZM232 185H233V183H232ZM113 186H114V184H113ZM138 186V185H137ZM149 186V185H148ZM168 186V185H167ZM175 186V185H174ZM212 186V185H211ZM221 186H223V185H221ZM242 186H243V183H242ZM115 187H116V185H115ZM127 187V186H126ZM140 188H141V186H139ZM145 187V186H144ZM169 187V186H168ZM188 187V186H187ZM256 187V186H255ZM135 188V187H134ZM137 188V187H136ZM143 188V187H142ZM156 188H158V187H156ZM219 188V187H218ZM217 188V189H218ZM222 188V187H221ZM225 188V187H224ZM230 188V187H229ZM116 189H118V188H116ZM126 189V188H125ZM152 189V188H151ZM220 189V188H219ZM234 189V188H233ZM232 189V190H233ZM239 189V188H238ZM244 189V188H243ZM246 189V188H245ZM247 189L249 190V191H251L252 189L251 188H248L247 187ZM251 189V190H250ZM161 190V189H160ZM226 190H227V187H226ZM236 190V189H235ZM110 191H112V189H110ZM128 191H130V190H128ZM134 191V190H133ZM137 191V190H136ZM155 191H157V190H155ZM163 191H165V190H163ZM203 191V190H202ZM205 191V190H204ZM240 191H241V189H240ZM249 191H247V192H249ZM106 192V191H105ZM119 192H120V190H119ZM125 192H127V189L125 190ZM140 192V191H139ZM146 192H147V190H146ZM151 192H153V191H151ZM229 192V191H228ZM235 192V191H234ZM246 192V191H245ZM112 193V192H111ZM121 194L122 193H124V192H120ZM142 193V192H141ZM167 193V192H166ZM208 193V192H207ZM131 194H132V192H131ZM134 194V193H133ZM135 194H136V192H135ZM138 194V193H137ZM162 194L164 195V193L162 192ZM182 194H183V192H182ZM198 194V193H197ZM226 194V193H225ZM234 194V193H233ZM233 194H232V196H233ZM238 194H240V193H238ZM253 194V196L254 195H256V194H254V193H252ZM108 195V194H107ZM110 195H112V194H110ZM109 195V196H110ZM113 195H114V193H113ZM157 195V194H156ZM158 195H160L161 196V194H158ZM231 195V194H230ZM235 195V194H234ZM241 195V194H240ZM108 196V197H109ZM119 196V195H118ZM143 196V195H142ZM141 196V197H142ZM151 196V195H150ZM170 196V195H169ZM239 196V195H238ZM237 196V198H239ZM242 196V195H241ZM240 196V197H241ZM250 196V195H249ZM103 197V196H102ZM107 197V198H108ZM113 198H114V196H112ZM136 197H138V196H136ZM157 197V196H156ZM175 197V196H174ZM174 197H171V198H174ZM209 197V196H208ZM207 197V198H208ZM221 197V196H220ZM223 197V196H222ZM231 197V196H230ZM235 197H236V195H235ZM244 197V196H243ZM140 198V197H139ZM144 198V197H143ZM155 198V197H154ZM178 198V197H177ZM176 198V199H177ZM215 198H216V196H215ZM214 198V199H215ZM250 198H253V197H250ZM256 198V197H255ZM111 199V198H110ZM125 199H128V198H125ZM131 199H133V198H131ZM149 199V198H148ZM151 199H153L152 197H151ZM155 199H158V198H155ZM160 199V198H159ZM163 199V198H162ZM209 199H212V198H209ZM243 199H245V198H243ZM243 199H241V200H243ZM105 200H106V198H105ZM144 200V199H143ZM171 200V199H170ZM169 200V201H170ZM179 200V199H178ZM188 200V199H187ZM187 200H185V201H187ZM190 200V199H189ZM219 200V199H218ZM225 200V199H224ZM234 200V199H233ZM246 200V199H245ZM112 201V200H111ZM117 201H118V198H117ZM134 201V200H133ZM135 201H137V199L135 200ZM138 201H139V199H138ZM142 201V200H141ZM149 201H151V200H149ZM167 201V200H166ZM168 201V202H169ZM236 201V200H235ZM248 201H250V200H248ZM101 202H103L102 201V198H101ZM110 202V201H109ZM108 202V203H109ZM128 200L127 201H125V206H128ZM140 202V201H139ZM176 202V201H175ZM179 202V201H178ZM180 202H182L181 200H180ZM180 202L178 203L179 205L178 206H180L181 204H180ZM190 202V201H189ZM194 202V201H193ZM192 202V203H193ZM211 202V201H210ZM212 202H216V201H212ZM222 201H220V203H221ZM223 202H225V201H223ZM226 202H228V201H226ZM225 202V203H226ZM240 202V201H239ZM99 203V202H98ZM111 203V202H110ZM145 203H146V201H145ZM151 204H153L152 202H150ZM160 203H161V201H160ZM220 203H217V204H220ZM230 203V202H229ZM105 204H106V201H105ZM112 204H114V207H117L119 204H120V202H116V201H114V202H112ZM141 204V203H140ZM175 204V203H174ZM173 204V206H175ZM184 204V203H183ZM200 204V203H199ZM199 204L197 205L198 207H199ZM233 204V203H232ZM235 204H236V202H235ZM247 204H248V202H247ZM96 205V206H95ZM100 205V204H99ZM107 205V204H106ZM130 205V204H129ZM146 205V204H145ZM162 205V204H161ZM185 205V204H184ZM191 205V204H190ZM220 205H222V204H220ZM225 205H227V204H225ZM237 205V204H236ZM103 205H101V207H102ZM113 206V205H112ZM133 206V205H132ZM142 206V205H141ZM147 206V205H146ZM150 206V205H149ZM148 206V207H149ZM168 206V205H167ZM177 206V207H178ZM195 206V205H194ZM197 206H196V208H197ZM210 206V205H209ZM234 206V205H233ZM93 207V208H94ZM99 208V209H102V208ZM113 207V208H114ZM119 207V206H118ZM131 207V206H130ZM137 207V206H136ZM140 207V206H139ZM153 207V206H152ZM191 208L193 207V206H190ZM205 207V206H204ZM213 207V206H212ZM222 207V206H221ZM229 207V206H228ZM243 207V206H242ZM30 208V207H29ZM28 208V209H29ZM97 208V207H96ZM158 208L160 209V207L158 206ZM184 208H186V206L184 207ZM225 208V207H224ZM229 208H231V207H229ZM228 208V209H229ZM98 209V208H97ZM97 209H94V210H97ZM115 209H118V208H115ZM132 209H134V207L132 208ZM150 209H152V208H150ZM188 209V208H187ZM225 209H227V208H225ZM24 210V209H23ZM27 210V209H26ZM104 210V209H103ZM138 210V209H137ZM140 210V209H139ZM171 210V209H170ZM177 210H178V208H177ZM185 210V209H184ZM221 210H222V208H221ZM220 210V211H221ZM224 210V209H223ZM241 210V209H240ZM25 211V210H24ZM106 211V210H105ZM109 211V214H111V216H112V219H111V224H112V226H111V228L112 229H117L118 231L119 230H121V231H123V232H125V233H128V234H130L131 235V233L132 234H134L135 236H138L139 238H141V240H145V241H149L150 240V237H151V235L152 234H156L157 233V229H155V228H153V227H151V226H149V223H148V221H147V219H146V217H143V216H140V212H138V211H133V212H131V211H129V212H131V213H129V214H125V213H123V212H120V211H110V210H108ZM126 211V210H125ZM167 211H168V209H167ZM210 211V210H209ZM15 212V211H14ZM13 212V213H14ZM27 212V211H26ZM104 212V211H103ZM127 212V211H126ZM166 212V211H165ZM173 212V211H172ZM184 212V211H183ZM205 212V211H204ZM225 212H227L226 210H225ZM40 213V214H41ZM95 213V212H94ZM144 213V212H143ZM199 213V212H198ZM208 213V212H207ZM220 213V212H219ZM223 213V212H222ZM252 213V212H251ZM35 214V213H34ZM167 214V213H166ZM174 214V213H173ZM186 214H187V212H186ZM202 214V213H201ZM204 214V213H203ZM217 214V213H216ZM22 215H23V213H22ZM41 215H43V214H41ZM152 215V214H151ZM172 215V214H171ZM179 215V214H178ZM181 215V214H180ZM179 215V216H180ZM185 215V214H184ZM183 215V216H184ZM188 215H190V214H188ZM188 215H187V217H188ZM197 214H195V216H196ZM208 215V214H207ZM212 215V214H211ZM218 215H220V214H218ZM24 216H25V214H24ZM43 216H45V217H48V216H46V215H43ZM58 216V215H57ZM98 216V215H97ZM165 214H164V218H165ZM186 216V215H185ZM198 216V215H197ZM196 216V217H197ZM26 217V216H25ZM35 217V216H34ZM42 217V216H41ZM53 217V216H52ZM151 217V216H150ZM163 217V216H162ZM172 217V216H171ZM191 218H192V216H190ZM189 217V218H190ZM208 217H209V215H208ZM216 217V216H215ZM253 217V216H252ZM13 218V217H12ZM30 218V217H29ZM50 218V217H49ZM49 218H47V219H49ZM54 218V217H53ZM82 218V216L80 217V218H77V219H81ZM97 218V217H96ZM102 218V217H101ZM111 217H109V219H110ZM200 218V217H199ZM203 218H205V217H203L202 216V218H200V219H203ZM206 218H207V216H206ZM2 219V218H1ZM8 219V218H7ZM24 219V218H23ZM31 219V218H30ZM36 219H37V217H36ZM45 219V218H44ZM69 219H67V220H69ZM76 219V220H77ZM88 219V218H87ZM107 219V218H106ZM161 219V218H160ZM159 219V220H160ZM177 219V218H176ZM211 219V218H210ZM10 220V219H9ZM16 220V219H15ZM25 220V219H24ZM24 220H22V222L24 221ZM29 220V219H28ZM84 220V219H83ZM163 220V219H162ZM172 220V219H171ZM175 220V219H174ZM189 220V219H188ZM195 220V219H194ZM197 220V219H196ZM233 219H231V221H232ZM30 221V220H29ZM34 221H37V220H34ZM39 221V220H38ZM50 221V220H49ZM48 221V222H49ZM80 221V220H79ZM81 221H82V219H81ZM97 221V220H96ZM169 221V220H168ZM178 221H179V219H178ZM187 221V220H186ZM203 221H204V219H203ZM210 221V220H209ZM214 221V220H213ZM233 221H235V220H233ZM237 221V220H236ZM12 222V221H11ZM11 222H9V223H11ZM17 223L18 222H21V220H19V221H16ZM52 222H53V220H52ZM74 222V221H73ZM76 222V221H75ZM74 222V223H75ZM98 222V221H97ZM100 222H102V221H100ZM165 222V221H164ZM163 222V223H164ZM173 222H175V221H173ZM185 222V221H184ZM206 222V221H205ZM24 223V222H23ZM38 224H39V222H37ZM42 223H44V222H42ZM55 223V222H54ZM71 223V222H70ZM69 223V224H70ZM79 223V222H78ZM80 223H82V222H80ZM95 223V222H94ZM103 223V222H102ZM176 223V222H175ZM174 223V224H175ZM214 223V222H213ZM217 223V222H216ZM2 224V223H1ZM8 224V223H7ZM27 224V223H26ZM49 224H51V223H49ZM49 224L47 225V226H49ZM61 224V223H60ZM85 224V223H84ZM88 224V223H87ZM86 224V225H87ZM97 224V223H96ZM13 225V224H12ZM11 224L9 225V226H12ZM31 225V224H30ZM51 225H53V223L51 224ZM58 225V224H57ZM56 225V226H57ZM74 225V224H73ZM81 225V224H80ZM83 225V224H82ZM94 225V224H93ZM106 225V224H105ZM181 225H186V224H181ZM188 225L189 224H187V229H188ZM202 225V224H201ZM8 225L6 226L5 225V227H9ZM15 225H13L12 227H14ZM24 226V225H23ZM28 227H29V225H27ZM33 226V225H32ZM31 226V227H32ZM53 226H55V225H53ZM65 226V225H64ZM76 226V225H75ZM79 226V225H78ZM101 226V225H100ZM103 226V225H102ZM155 226H157V225H155ZM154 226V227H155ZM171 226V225H170ZM178 226V225H177ZM180 226V225H179ZM192 227L194 226L193 224L191 225ZM216 226V225H215ZM221 226V225H220ZM1 227V226H0ZM4 227V229L6 230V228ZM18 227V226H17ZM25 227V226H24ZM24 227H23V229H24ZM51 227V226H50ZM68 227V226H67ZM80 227V226H79ZM79 227H78V229H79ZM88 227V226H87ZM98 227V226H97ZM109 227V226H108ZM160 227H162V226H160ZM159 227V228H160ZM176 227V226H175ZM203 227V226H202ZM217 227V226H216ZM21 228V227H20ZM20 228H19V231L18 232H20ZM26 228V227H25ZM42 228V227H41ZM53 228V227H52ZM52 228H50V229H52ZM61 228V227H60ZM59 228V226H58V229H60ZM70 228H72L71 226H70ZM89 228V227H88ZM91 228V227H90ZM89 228V229H90ZM95 228H96V226H95ZM158 228V227H157ZM194 228V227H193ZM198 228H199V226H198ZM206 228V227H205ZM219 228V227H218ZM222 228V227H221ZM3 229V228H2ZM1 229V230H2ZM12 228L10 227L9 228V231L11 230ZM23 229H21V231L23 230ZM55 229V228H54ZM75 229V228H74ZM81 229V228H80ZM161 229V228H160ZM165 229V228H164ZM172 229H174V228H172ZM179 229V228H178ZM195 229H197V227H195ZM216 229V228H215ZM222 229H224V228H222ZM41 230V229H40ZM43 230V229H42ZM41 230V231H42ZM57 230V229H56ZM62 230V229H61ZM71 230V229H70ZM76 230H77V228H76ZM163 230V229H162ZM161 230V231H162ZM175 230V229H174ZM209 231H210V229H208ZM8 231V232H9ZM14 231V229L11 231V232H9V234L11 233V234H13L12 232ZM58 231H60V230H57L56 232H58ZM81 231V230H80ZM93 231H95L94 229H93ZM113 231V230H112ZM172 231V230H171ZM181 231V230H180ZM193 231V230H192ZM199 230H197V232H198ZM203 231V230H202ZM206 231H207V229H206ZM216 231V230H215ZM227 231V230H226ZM8 232H6V233H8ZM16 232H17V230H16ZM24 232V231H23ZM23 232H21V233H23ZM45 232H47V230L45 231ZM67 232V231H66ZM83 232V231H82ZM95 232H97V230L95 231ZM158 232H159V230H158ZM166 232V231H165ZM173 232V231H172ZM188 232V231H187ZM187 232H185V233H187ZM195 232V231H194ZM201 232V231H200ZM199 232V233H200ZM213 232V231H212ZM238 232V231H237ZM249 232V231H248ZM5 233V232H4ZM51 233V232H50ZM55 233V232H54ZM81 233V232H80ZM98 233V232H97ZM103 233V232H102ZM160 233V232H159ZM176 233V232H175ZM180 233V232H179ZM182 233L183 232H181V234L180 235H182ZM202 233V232H201ZM218 233V232H217ZM225 233V232H224ZM242 233V232H241ZM15 234H17V233H15ZM44 234H46V233H44ZM59 234V233H58ZM61 234H62V232H61ZM89 234H90V232H89ZM110 234H112V233H110ZM158 234V233H157ZM176 234H178V233H176ZM203 234H205V233H203ZM207 234V233H206ZM226 234V233H225ZM228 234H231V232L230 233H228ZM251 234V233H250ZM258 234V233H257ZM47 235V234H46ZM49 235V234H48ZM56 235H57V233H56ZM87 235V234H86ZM106 235V234H105ZM187 235V234H186ZM202 235V234H201ZM212 235V234H211ZM216 235V234H215ZM235 234H233V237H235V236H237V235H235ZM43 236V235H42ZM63 236V235H62ZM76 236H77V234H76ZM76 236H74L73 238H76ZM81 236H83V234H81ZM84 236H85V231H84ZM91 236V235H90ZM107 236V235H106ZM124 236V235H123ZM197 236V235H196ZM199 236V235H198ZM221 236V235H220ZM7 237V236H6ZM53 237V236H52ZM64 237V236H63ZM115 237V236H114ZM160 237V236H159ZM166 236H163L162 235V237L161 238H163V239H165V240H167L168 241V239H170V238H165ZM182 237H183V235H182ZM206 237V236H205ZM232 237V236H231ZM238 237V236H237ZM236 237V238H237ZM55 238V237H54ZM72 238V239H73ZM78 238V237H77ZM80 238V237H79ZM84 238V237H83ZM82 238V239H83ZM126 238V237H125ZM158 238V237H157ZM156 238V239H157ZM160 238V239H161ZM196 238V237H195ZM207 238H209V236H207ZM210 238H212V237H210ZM228 238V237H227ZM226 238V239H227ZM4 239V238H3ZM56 239V238H55ZM58 239V238H57ZM205 239V238H204ZM229 239V238H228ZM244 238H242V240H239L240 242L241 241H246L247 239L245 238V240H243ZM252 239V238H251ZM262 239V238H261ZM59 240V239H58ZM63 240V239H62ZM66 240V239H65ZM81 240V239H80ZM79 240V241H80ZM132 240V239H131ZM134 241H136L135 239H133ZM181 240H182V238H181ZM195 240V239H194ZM202 240V239H201ZM207 240V239H206ZM209 240V239H208ZM229 240H232V239H229ZM8 241V240H7ZM42 241V240H41ZM45 241V240H44ZM43 241V242H44ZM48 241V240H47ZM61 241V240H60ZM72 241V240H71ZM121 241H123V240H121ZM152 241V240H151ZM158 241V240H157ZM186 241V240H185ZM221 241V240H220ZM223 241V240H222ZM247 241H249V240H247ZM14 242V241H13ZM46 242V241H45ZM73 242H74V240H73ZM81 242V241H80ZM125 243H126V241H124ZM141 242V241H140ZM225 242V241H224ZM253 242V241H252ZM47 243V242H46ZM54 243V242H53ZM56 243V242H55ZM66 243V242H65ZM75 243V242H74ZM138 243V242H137ZM170 243V242H169ZM217 243H219V240H218V242ZM242 243V242H241ZM245 243V242H244ZM57 244H59V242L57 243ZM81 244H82V242H81ZM85 244V243H84ZM89 244V243H88ZM96 244H97V242H96ZM185 244V243H184ZM213 244V243H212ZM229 244V243H228ZM249 244V243H248ZM46 245V244H45ZM49 245V244H48ZM51 245V244H50ZM49 245V246H50ZM56 245V244H55ZM78 245V244H77ZM94 245V244H93ZM133 245V244H132ZM156 245H158V244H156ZM162 245V244H161ZM166 245V244H165ZM170 245V244H169ZM175 245V244H174ZM234 245H236L237 246V244H235L234 243ZM47 246V245H46ZM57 246V245H56ZM55 246V247H56ZM59 246V245H58ZM61 246V245H60ZM64 246V245H63ZM73 246H75V244H73ZM95 246V245H94ZM116 246V245H115ZM126 246V245H125ZM222 246H224V245H222ZM222 246H221V248H222ZM225 246H227V245H225ZM250 246V245H249ZM16 247V246H15ZM51 247H53V244L51 245ZM51 247H50V249H51ZM114 247V246H113ZM120 247V246H119ZM118 247V248H119ZM122 247H124V246H122ZM130 247V246H129ZM160 247V246H159ZM197 247V246H196ZM195 247V248H196ZM230 247V246H229ZM239 247V246H238ZM241 247V246H240ZM54 248V247H53ZM52 248V249H53ZM73 248H75V247H73ZM94 248V247H93ZM121 248V247H120ZM136 248V247H135ZM167 248V247H166ZM171 248V247H170ZM174 248H176V247H174ZM183 248V247H182ZM186 248H188V247H186ZM193 248V247H192ZM192 248H190V249H192ZM198 248V247H197ZM214 248H216V247H214ZM230 248H232V247H230ZM249 248V247H248ZM13 249H14V247H13ZM47 249V247L45 248V250ZM59 249H60V247H59ZM58 249V250H59ZM75 249H77V248H75ZM89 249V248H88ZM91 249V248H90ZM122 249V248H121ZM120 249V250H121ZM130 249H131V247H130ZM145 249V248H144ZM180 249V248H179ZM194 249V248H193ZM217 249V248H216ZM215 249V250H216ZM12 250V249H11ZM24 250V249H23ZM44 250V251H45ZM94 250V249H93ZM92 250V251H93ZM136 250H137V248H136ZM167 250V249H166ZM199 250V249H198ZM221 250V249H220ZM224 250V249H223ZM237 250V249H236ZM57 251V250H56ZM66 251H68V250H66ZM65 251V252H66ZM69 251H71V249L69 250ZM115 251V250H114ZM126 251V250H125ZM170 251V250H169ZM173 251V250H172ZM172 251H171V253H172ZM213 251V250H212ZM219 251V250H218ZM229 251V250H228ZM235 251V250H234ZM239 251V250H238ZM52 253H53V250L51 251ZM58 252V251H57ZM62 252V251H61ZM87 252V251H86ZM127 252V251H126ZM125 252V253H126ZM163 252V251H162ZM186 252V251H185ZM188 252V251H187ZM197 252V251H196ZM209 252V251H208ZM215 252V251H214ZM230 252H231V250H230ZM55 253V252H54ZM71 253H72V251H71ZM121 253V252H120ZM124 253V252H123ZM136 253V252H135ZM212 253V252H211ZM229 253V252H228ZM231 253H233V252H231ZM29 254V253H28ZM68 254V253H67ZM83 254V253H82ZM114 254H116V253H114ZM127 254V253H126ZM151 254V253H150ZM181 254H182V252H181ZM195 254V253H194ZM213 254V253H212ZM216 254V253H215ZM214 254V255H215ZM225 254V253H224ZM226 254H227V251H226ZM230 254V253H229ZM234 254V253H233ZM233 254H232V256H233ZM85 255V254H84ZM89 255V254H88ZM87 255V256H88ZM153 255V254H152ZM174 255H175V253H174ZM206 255H208V254H206ZM210 255V254H209ZM217 255V254H216ZM240 255V254H239ZM246 255V254H245ZM69 256V255H68ZM78 256V255H77ZM125 256V255H124ZM149 256V255H148ZM154 256H155V254H154ZM158 256V255H157ZM176 256V255H175ZM174 256V257H175ZM195 256H197V255H195ZM237 256V255H236ZM243 256V255H242ZM248 256V255H247ZM251 256V255H250ZM127 257H130V256H127ZM137 257V256H136ZM140 257V256H139ZM169 257V256H168ZM188 257V256H187ZM202 257V256H201ZM218 257V256H217ZM227 257V256H226ZM238 257H240V256H238ZM124 258V257H123ZM133 257H131V259H132ZM155 258H156V256H155ZM192 258V257H191ZM194 258V257H193ZM210 258H211V255H210ZM223 258V257H222ZM225 258V257H224ZM242 258V257H241ZM244 258V257H243ZM252 258V257H251ZM7 259V258H6ZM119 259V258H118ZM129 259V258H128ZM142 259V258H141ZM144 259V258H143ZM154 259V258H153ZM157 259H160V256L157 258ZM204 259V258H203ZM226 259V258H225ZM232 259V258H231ZM83 259H81L80 261H82ZM117 260V259H116ZM127 260V259H126ZM135 260H139L138 258H136ZM156 260V259H155ZM161 261H162V259H160ZM159 260V261H160ZM197 260V259H196ZM207 260H210V259H207ZM206 260V261H207ZM246 260V259H245ZM93 261H95V260H93ZM104 261V260H103ZM118 261V260H117ZM120 261V260H119ZM128 261V260H127ZM173 262H174V259L172 260ZM186 261H189V260H187L186 259ZM191 261V260H190ZM189 261V262H190ZM227 261V260H226ZM228 261H230L229 259H228ZM232 261H233V259H232ZM242 261H244V260H242ZM247 261V260H246ZM250 261V260H249ZM68 262H69V259H68ZM71 262V261H70ZM76 262V261H75ZM74 262V263H75ZM78 262V261H77ZM116 262V261H115ZM132 262L134 263V260H132ZM192 262V261H191ZM195 262H197V261H195ZM194 262V259H193V263H195ZM202 263H203V260L201 261ZM218 262V261H217ZM18 263V262H17ZM31 263V262H30ZM85 263H87V262H85ZM126 263V262H125ZM129 263V262H128ZM136 263V262H135ZM134 263V264H135ZM139 263V262H138ZM138 263H136V264H138ZM149 263V262H148ZM164 263V262H163ZM163 263H161V264H163ZM183 263V262H182ZM206 263V262H205ZM226 263V262H225ZM247 263V262H246ZM32 264V263H31ZM42 264V263H41ZM76 264V263H75ZM88 264V263H87ZM98 264V263H97ZM129 264H132V263H129ZM175 264V263H174ZM184 264V263H183ZM186 264V263H185ZM192 264V263H191ZM195 264H197V263H195ZM198 264H199V262H198ZM201 264V263H200ZM207 264H210V263H207ZM216 264V263H215ZM217 264H222V263H217Z\"/></svg>", "mask_w": 264, "mask_h": 264}]
</instances>
